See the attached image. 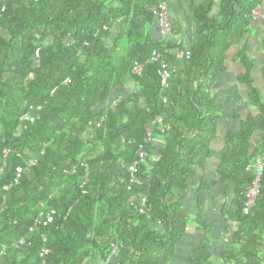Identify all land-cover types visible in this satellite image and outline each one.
I'll return each instance as SVG.
<instances>
[{
    "label": "trees",
    "instance_id": "obj_1",
    "mask_svg": "<svg viewBox=\"0 0 264 264\" xmlns=\"http://www.w3.org/2000/svg\"><path fill=\"white\" fill-rule=\"evenodd\" d=\"M163 1L0 0V264H40L42 246L48 264H169L187 225L204 224L182 200L216 131L212 86L263 0L192 4L187 46L171 35L174 24L161 38L151 8ZM232 58L257 112L226 132L215 169L233 191L222 210L234 222L224 229L228 247L215 256L205 225L191 264H264V167L243 211L255 158L264 160V101L244 47Z\"/></svg>",
    "mask_w": 264,
    "mask_h": 264
},
{
    "label": "crops",
    "instance_id": "obj_2",
    "mask_svg": "<svg viewBox=\"0 0 264 264\" xmlns=\"http://www.w3.org/2000/svg\"><path fill=\"white\" fill-rule=\"evenodd\" d=\"M202 0H168L167 8L170 15L171 26L175 25V31L171 35L185 46L190 44L191 34L195 25L193 20L192 4ZM217 1V0H216ZM217 5H214L213 12H217ZM156 25H153L155 28ZM152 33L158 36L157 30ZM264 0L255 9L250 20L248 30L241 40L231 46L225 61V69L217 76L212 86L218 103V120L214 137L207 148L198 150V159L195 166V175L188 183V191L182 200L191 216L200 215L204 224L192 220L186 227L185 235L178 241L176 250L169 264H191L189 254L195 249L201 240L205 229H211V251L215 256L219 255L228 245L223 241L224 229L233 224L222 212L226 205L230 204L233 196L230 184L217 181L216 166L220 159V150L224 145V136L228 130L239 127L241 121L249 114L256 113L254 106L247 100L245 83L238 80V75L244 68L239 60L233 59V53L241 47L252 61L251 75L253 84L258 87L260 96L264 101ZM262 138V131L256 130L251 136V144L256 146ZM157 147L161 146L162 140L158 136L153 137ZM206 179L211 181L209 186L198 188L199 181Z\"/></svg>",
    "mask_w": 264,
    "mask_h": 264
},
{
    "label": "built area",
    "instance_id": "obj_3",
    "mask_svg": "<svg viewBox=\"0 0 264 264\" xmlns=\"http://www.w3.org/2000/svg\"><path fill=\"white\" fill-rule=\"evenodd\" d=\"M151 9L153 10V12L155 13L157 17V23H158V28H159V33H160L161 38H166L167 36L170 35V31H171V20H170V15H169L168 8H167V3L163 1L157 6L152 7ZM187 54L188 52H186V55ZM159 56L160 54L158 52L153 51L149 60L157 61L159 59ZM161 67H162L161 81L163 85H166V76L168 73L165 69L164 63L161 65ZM141 68H142V63L138 61H134L133 66H132V71L136 73H140ZM114 103H115V100H113L111 104L113 105ZM33 118L34 116L32 115H29V114L24 115V119L33 120ZM155 121L158 122V124H161L162 118L160 116H157L155 118ZM158 127L161 129L163 128L161 125H159ZM147 139L148 140L151 139L150 131L147 132ZM138 155L140 158L144 157L145 155V151L142 149L141 145L139 146V149H138ZM136 163H137V160L134 161L133 164L130 166L131 176L136 171ZM263 167H264L263 155H258L255 158V177L252 181L251 186L248 188V190L245 193V199H244V204H243L244 212L248 211L249 207L254 203V200L258 194V188H259L258 179L263 170ZM16 171L17 173H19L21 171V166H17ZM53 213H54V209H50L48 212H46L45 217L42 220L43 224H46L52 220ZM43 239H45L44 235H43ZM19 242H23V238H20ZM48 251L49 249L45 246H42L41 249L39 250V256L41 257L40 264H48L45 259V255Z\"/></svg>",
    "mask_w": 264,
    "mask_h": 264
}]
</instances>
